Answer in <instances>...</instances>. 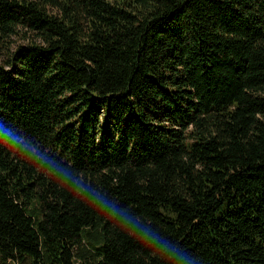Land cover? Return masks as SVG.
<instances>
[{
	"label": "trees",
	"instance_id": "trees-1",
	"mask_svg": "<svg viewBox=\"0 0 264 264\" xmlns=\"http://www.w3.org/2000/svg\"><path fill=\"white\" fill-rule=\"evenodd\" d=\"M0 120L202 264H264V0H0ZM146 261L0 145V264Z\"/></svg>",
	"mask_w": 264,
	"mask_h": 264
},
{
	"label": "clouds",
	"instance_id": "clouds-1",
	"mask_svg": "<svg viewBox=\"0 0 264 264\" xmlns=\"http://www.w3.org/2000/svg\"><path fill=\"white\" fill-rule=\"evenodd\" d=\"M0 145L37 166L47 179L107 217L123 234L154 251L165 264H202L201 259L179 241L162 234L146 219L121 206L98 185L81 178L75 170L47 151L38 141L0 120ZM147 264V261H146Z\"/></svg>",
	"mask_w": 264,
	"mask_h": 264
},
{
	"label": "rangeland",
	"instance_id": "rangeland-1",
	"mask_svg": "<svg viewBox=\"0 0 264 264\" xmlns=\"http://www.w3.org/2000/svg\"><path fill=\"white\" fill-rule=\"evenodd\" d=\"M16 40V43H21L22 42V40H20V39H15Z\"/></svg>",
	"mask_w": 264,
	"mask_h": 264
}]
</instances>
